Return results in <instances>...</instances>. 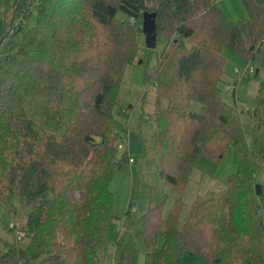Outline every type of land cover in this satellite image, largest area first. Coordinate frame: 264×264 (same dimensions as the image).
I'll use <instances>...</instances> for the list:
<instances>
[{
  "label": "trees",
  "instance_id": "1",
  "mask_svg": "<svg viewBox=\"0 0 264 264\" xmlns=\"http://www.w3.org/2000/svg\"><path fill=\"white\" fill-rule=\"evenodd\" d=\"M31 3L24 25L9 35L3 25L0 35V207L27 208V242L3 241L0 264H134L135 240L143 264H180L183 252L201 264H264V79L241 110L218 86L222 49L250 64L252 75L264 74V0H240L247 18L237 20L212 0ZM145 10L155 12L164 45L148 76L144 70L154 101L142 163L170 189L171 206L165 218L163 199L138 214L126 209L133 233L110 242L119 217L109 182L127 159L118 150L126 121L115 112L130 106L120 84L125 65L138 61ZM225 151L235 172L182 211L179 195L198 159ZM153 189L139 174L128 203Z\"/></svg>",
  "mask_w": 264,
  "mask_h": 264
},
{
  "label": "rangeland",
  "instance_id": "2",
  "mask_svg": "<svg viewBox=\"0 0 264 264\" xmlns=\"http://www.w3.org/2000/svg\"><path fill=\"white\" fill-rule=\"evenodd\" d=\"M212 1H217L225 16L231 20L247 18V14L240 0ZM5 2L6 0H0L2 10H5ZM2 10H0V35L4 25ZM10 16L11 13L7 10L5 21ZM117 16L121 17L122 15L117 12ZM138 44L139 50H137V58L140 62L135 64L134 60L137 61L135 58L131 65H125L120 84V97L122 98L123 105L127 102L128 105H132L133 107L129 108L130 106L127 105V108L122 107L124 113L121 112V108L119 110L120 112H115V116L119 120L126 121V126L123 127L121 133L127 137L126 158L129 156L132 161L128 162L127 159L122 161L119 170L113 174L109 182V189L113 196L112 213L119 217V219H113L110 223L108 229V239L110 242L115 240L117 236L116 228L120 223L124 227L121 235L125 237L129 233H133L132 226L126 227L129 216L124 217V211L126 210L125 203H130L131 195L129 192L134 190L135 182L139 174L149 186L156 184L157 189H153L150 195L139 193L135 203H132L135 212L130 213L138 214L140 212L139 210L145 208L148 202L155 203L163 199L161 217L165 218L171 206V198L166 196V194H170V189L167 186H163L161 180H155L153 167H145L142 163V160H145L143 149H147L148 147L147 137H149L151 131L148 114L153 110L154 101V81L151 78H144V70L147 73L146 76H148L149 72L147 70H150L155 64L156 55L161 51L164 41L159 39L154 49L149 52L143 44V35L140 34ZM221 53L225 59L221 80L218 82V86L221 89V97L225 102L233 104L232 95H234L237 110L248 108L255 97L258 81L264 79V74L259 71L251 77H243L246 74L245 70H243L245 65L249 67L250 64L246 63L240 56L226 49H222ZM235 70H238V72H235ZM234 80H236L235 85H233ZM124 148L125 146L120 143L118 148L119 152L122 153ZM233 172H235V165L229 151H225L222 157L217 160L204 157L199 158L185 188L179 195L183 202L182 211L189 207V204L196 194H201L206 190L220 189L223 179ZM14 204L16 208L14 214L7 213L0 207V248L3 246V241H13L15 231H22V226L24 225L27 208L25 210V207L18 205L17 202ZM9 224L12 227H9ZM26 242L27 237H21L16 241L17 245L21 247ZM135 247L136 257L134 264H143V248L138 240H135ZM201 263V259L198 256L190 255L187 252L182 253L180 264Z\"/></svg>",
  "mask_w": 264,
  "mask_h": 264
},
{
  "label": "built area",
  "instance_id": "3",
  "mask_svg": "<svg viewBox=\"0 0 264 264\" xmlns=\"http://www.w3.org/2000/svg\"><path fill=\"white\" fill-rule=\"evenodd\" d=\"M11 8H13V6L9 5L6 10L10 11V13H11ZM0 10H2L1 7H0ZM33 14H34V8H33V4L31 3V0H23L22 5L19 6V8L16 10V13L12 14L8 20L5 21L6 17L3 16V21H4L3 33L5 32L6 35L11 34L18 27L23 26L25 21H26V18L28 16L33 15ZM3 15H5V13H3ZM0 37H1V40H0V43H1V42H3V36H0ZM243 70H245V72H246L245 75H247V76L252 75L253 70H252L251 66H249V67L245 66ZM235 72H238V70H235ZM121 112L124 113V109H121ZM121 142L127 150V137H125L123 135V133H121ZM127 161L131 162L132 161L131 157L128 156ZM125 209H128L129 212L135 211L134 206L130 205L128 202L125 203ZM9 227H12V225L9 224ZM123 230H124V227L120 223L116 228V232H117L116 238H118V236L121 234V232ZM15 237H16V239H20L21 237H24V232L20 231V230H16L15 231ZM112 249H113V247H110L108 251H110Z\"/></svg>",
  "mask_w": 264,
  "mask_h": 264
},
{
  "label": "water",
  "instance_id": "4",
  "mask_svg": "<svg viewBox=\"0 0 264 264\" xmlns=\"http://www.w3.org/2000/svg\"><path fill=\"white\" fill-rule=\"evenodd\" d=\"M16 0L11 1V6H14ZM141 34L143 35V44L146 49L152 50L156 45L155 36V12L154 11H143L141 13L140 23ZM1 40V37H0ZM138 60L137 63H139Z\"/></svg>",
  "mask_w": 264,
  "mask_h": 264
}]
</instances>
